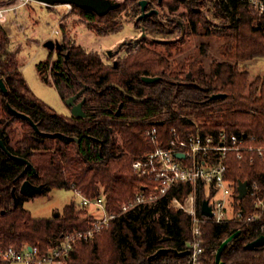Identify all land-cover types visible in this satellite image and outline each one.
Masks as SVG:
<instances>
[{"label":"trees","instance_id":"16d2710c","mask_svg":"<svg viewBox=\"0 0 264 264\" xmlns=\"http://www.w3.org/2000/svg\"><path fill=\"white\" fill-rule=\"evenodd\" d=\"M12 1L0 0V7ZM139 1H119V6L104 15L73 7L84 14L94 31L106 35L121 29L118 14L122 10L136 17L141 14ZM167 1L171 11L180 5L187 8L182 20L163 22L153 13L137 21L164 34L188 27L197 35L204 29L207 37L223 38L225 59L213 58L209 71L199 66L197 59L209 54V44L203 42L192 61H187L188 70L175 72L170 70L169 50L166 53L151 46L171 45L161 38L140 43L117 64H107L97 52L66 43L68 57L60 51L51 62L49 54L39 70L46 81L45 72L50 70L64 100L82 91L79 100L85 98L83 117L60 114L33 92L9 47L8 31L0 22V77L8 88L7 92L0 88V138L13 154L32 163L20 176L26 163L0 147V247L20 249L31 245L46 252L58 244L65 231L86 229L92 219L82 218L74 201L67 203L63 212L33 216L24 206L30 197L20 191L23 180L29 179L43 185V192L35 195L60 187L95 197L103 189L107 208L119 214L93 240L78 241L67 264H188L189 255L179 252L189 248L192 218L172 206L171 199L176 195L184 200L194 189L198 213L202 215L203 200L211 198L205 182L180 184L152 205L139 204L123 212V202L154 184L137 173L133 161L155 148L146 135L153 126H157L162 144L169 141L172 128H176L181 134L201 132L216 137L221 131L236 133L247 138L248 144L264 146V75L250 80L249 71L238 67L239 61L264 56V11L259 14L253 0ZM149 2L152 5V0ZM208 3L212 15L219 19L218 27H211L202 11ZM231 57L236 61L232 62ZM143 75L160 77L146 82ZM218 92L225 95L212 97ZM17 121L24 122L25 129L22 137L13 141ZM226 162L227 176L235 185L240 180H247L249 187L256 183L255 197L264 199V155L248 150L239 158L231 151ZM254 199L249 194L239 199L235 194L231 210H243V218L215 221L204 217V264H219V245L239 229L241 233L223 250L220 264H264V244L246 247L264 234V208H256ZM253 214L258 218L252 219ZM9 263L0 260V264Z\"/></svg>","mask_w":264,"mask_h":264},{"label":"rangeland","instance_id":"374dc122","mask_svg":"<svg viewBox=\"0 0 264 264\" xmlns=\"http://www.w3.org/2000/svg\"><path fill=\"white\" fill-rule=\"evenodd\" d=\"M117 1L125 2L126 0ZM210 5L211 3L204 5L202 11L210 20L211 27H218L220 26L219 19L212 15L209 10ZM2 6L9 9L6 19L0 22L8 31L9 47L16 54L30 88L40 99L64 115H71V111L53 83V75L50 70H47L45 75L48 80L46 81L39 70L49 54H51V62L59 56L57 50H50L45 46V41L48 39L58 38L63 46L69 43L80 45L87 51H95L105 63L109 64L114 60L123 59L128 51L135 49L140 43L148 44L153 38H161L170 42L171 45L151 44V46L157 50L166 51V53L169 50L171 53L169 54L170 70L175 72L188 70L187 61H192L191 57L197 54V48L203 42L209 44V54L197 59L199 66H203L209 71L213 58L225 59L223 38L217 35L207 37L203 33L204 29L200 34L194 35L188 27L177 29L172 33L155 32L148 25L145 26L144 23L137 21V17L127 12V9L118 14V18L123 24L120 30L100 35L89 26L80 10L74 7L69 9L64 4L49 6L36 0H14ZM151 6L158 9L157 18L163 22H167L171 18L182 20V14L187 12L184 5H180L176 11H171L167 0H152ZM109 50L112 51L111 55L108 54ZM66 52L67 49L63 48L62 53ZM231 61L235 62L236 58L231 57ZM238 65L240 69L246 68L249 71L250 80H253L257 75H264V56L258 55L245 61H239ZM181 66H185V68H181ZM24 129V122L14 123L13 141L22 137ZM118 138L120 137L118 136ZM99 196L106 198L103 189ZM71 201H74L76 209L81 211L82 218L93 217V213H96L94 206H83L80 203V196L73 188L55 187L47 194L30 197L25 201L24 206L32 212L33 216L46 217L56 211L63 212L64 206ZM9 264H25V262L13 260Z\"/></svg>","mask_w":264,"mask_h":264},{"label":"built area","instance_id":"2783aa9c","mask_svg":"<svg viewBox=\"0 0 264 264\" xmlns=\"http://www.w3.org/2000/svg\"><path fill=\"white\" fill-rule=\"evenodd\" d=\"M259 14L264 11V0H253ZM70 9L71 3H65ZM9 8L0 7V21L7 17ZM147 137L154 143L155 148L146 151L142 156L133 161V167L139 175L146 176L154 182L150 190L141 188L134 199L122 203V211L126 212L139 204L152 205L159 198L165 196L173 187L183 183L194 185L198 180L206 184L207 194H211L209 203L212 206V216L198 213L196 191L193 189L185 199L174 195L171 205L189 213L192 218V238L189 241L188 264H204V217L213 218L215 221H225L231 218H243L244 211L231 210L235 194L238 195V185L227 176L228 164L226 162L231 151L236 152L242 158L245 151L255 150L261 156L264 155V146L248 144L247 138L236 133L229 134L226 131L219 132L216 137L211 133L190 132L181 134L176 128H172L170 139L165 144L161 143L157 126H153L146 132ZM177 152H184V156H178ZM80 196L83 206H94L96 213L86 229L65 231L59 237L56 246L41 252L37 246H29L18 249L13 246L0 247V260H23L25 264H67L68 259L78 241L93 240L101 230L109 226L118 213L110 211L106 206V198L103 196L88 197L80 190L74 189ZM213 191V193H212ZM258 185H247L248 194L254 196L256 208H264V199L255 197ZM240 199V198H239ZM233 213V214H232ZM252 219L258 215L253 214ZM264 230V225H262Z\"/></svg>","mask_w":264,"mask_h":264},{"label":"water","instance_id":"95a60500","mask_svg":"<svg viewBox=\"0 0 264 264\" xmlns=\"http://www.w3.org/2000/svg\"><path fill=\"white\" fill-rule=\"evenodd\" d=\"M39 2H42L46 5L52 6L58 3H71L74 5H77L81 8H87V9H91L93 11H95L96 13L100 14V15H104L106 13H108L111 9L119 6L120 2L117 0H36ZM140 5H141V9H142V13L137 17V19H142L148 15H151L153 12H158L157 9H151V10H146V6L148 3V0H140L139 1ZM45 46L49 47L50 49H53L56 47L60 48L61 45L59 42H55L53 39H48L45 41ZM110 55L112 54V51H109ZM115 64H117V60H114ZM160 76H152V75H143V80H145L146 82H153L155 80H157ZM119 86V85H117ZM0 88L4 91L7 92L8 88L6 86V83L4 81V79L2 77H0ZM82 91H79L78 93L68 97L65 101L69 106H72L71 111L72 114L78 117H83L85 116V111L83 108L84 102H85V98H83L82 100L76 102L80 95H81ZM225 95L222 92H218V93H214L212 95V97H218V96H223ZM121 106L122 104L119 106L118 110H117V114L120 113L121 111ZM20 115L22 116H27L25 113L19 112L17 111ZM33 122V121H32ZM34 127L36 129H38V126L36 123H34ZM0 147H2L9 155L13 156L14 158L17 159H21L26 163V166L24 168V170L21 172L20 176H23L24 173L27 171L28 168H30L32 166V163L29 159H27L26 157H22L19 155H15L13 154L6 146L4 140L2 138H0ZM178 156H184L185 153L184 152H177ZM247 185L248 182L247 180H240L238 183V198L242 199L243 197H245V195L247 194ZM20 191L22 194L28 196V197H32L35 194H39L43 192V185L42 184H35L33 182H31L29 179H25L23 180L21 186H20ZM13 193L15 194V188L13 189ZM201 212L202 214L206 215V216H212L213 212H212V206L209 203V198H205L202 202L201 205ZM241 233V230H236L235 232H233L231 235H229L228 237H226L221 244L219 245L217 251H216V262L217 263H222V252L223 250L226 248V246H228L239 234ZM264 244V234H261L259 237H257L256 239L248 242L246 244L247 248H254L256 246H260ZM29 250L32 249V246L28 247ZM180 254H188L189 253V249L183 250L179 252Z\"/></svg>","mask_w":264,"mask_h":264},{"label":"flooded vegetation","instance_id":"af4514ba","mask_svg":"<svg viewBox=\"0 0 264 264\" xmlns=\"http://www.w3.org/2000/svg\"><path fill=\"white\" fill-rule=\"evenodd\" d=\"M160 1V0H159ZM58 4H65V3H58ZM151 4H150V2H149V0H148V3H147V6H146V10L148 11V10H151V9H156V8H153L152 6H150ZM73 8V4H72V7L70 8V9H72ZM158 10V9H157ZM141 13H142V10H141ZM153 13H158V12H153ZM152 13V14H153ZM151 14V15H152ZM138 20V19H137ZM54 40V39H53ZM55 42L57 41V42H59L60 43V45H61V47L60 48H58V47H56L55 46V48H53V49H50L49 47V49L50 50H57L58 51V54H59V52L61 51H63V48H64V46H63V44H62V42H60V40L58 39V38H55V40H54ZM110 51V50H109ZM109 51H108V54H110L109 53ZM66 57H68V55H69V52L67 51L66 53ZM78 101H80L79 99L76 101V102H78ZM69 108H70V111H71V108H72V106H69ZM71 114H72V111H71ZM22 184V183H21Z\"/></svg>","mask_w":264,"mask_h":264}]
</instances>
